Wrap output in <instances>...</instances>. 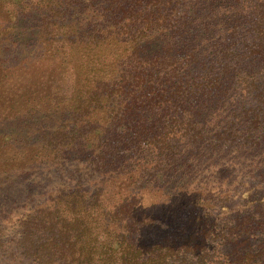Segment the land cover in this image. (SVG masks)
I'll return each instance as SVG.
<instances>
[{"label": "trees", "instance_id": "16d2710c", "mask_svg": "<svg viewBox=\"0 0 264 264\" xmlns=\"http://www.w3.org/2000/svg\"><path fill=\"white\" fill-rule=\"evenodd\" d=\"M0 264H264V0H0Z\"/></svg>", "mask_w": 264, "mask_h": 264}, {"label": "rangeland", "instance_id": "374dc122", "mask_svg": "<svg viewBox=\"0 0 264 264\" xmlns=\"http://www.w3.org/2000/svg\"><path fill=\"white\" fill-rule=\"evenodd\" d=\"M11 130L15 133V136H14V137H16V135H17L18 132H19V135H20L21 137H19L18 139H20V140L22 141L23 137L25 136V132H26V130H25V124H22V125L19 126L18 128L12 126V127H11ZM43 171H45V170L41 169L40 172H43ZM37 172H39V171H37Z\"/></svg>", "mask_w": 264, "mask_h": 264}]
</instances>
